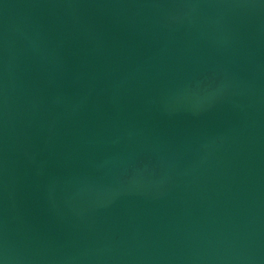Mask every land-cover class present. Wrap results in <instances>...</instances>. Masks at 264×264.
Listing matches in <instances>:
<instances>
[{
	"label": "water",
	"instance_id": "obj_1",
	"mask_svg": "<svg viewBox=\"0 0 264 264\" xmlns=\"http://www.w3.org/2000/svg\"><path fill=\"white\" fill-rule=\"evenodd\" d=\"M0 264H264V0H0Z\"/></svg>",
	"mask_w": 264,
	"mask_h": 264
}]
</instances>
